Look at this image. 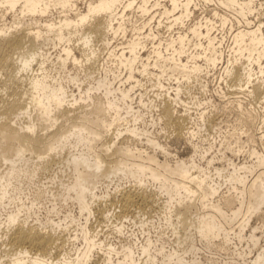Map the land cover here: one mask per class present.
<instances>
[{"label": "bare ground", "instance_id": "1", "mask_svg": "<svg viewBox=\"0 0 264 264\" xmlns=\"http://www.w3.org/2000/svg\"><path fill=\"white\" fill-rule=\"evenodd\" d=\"M199 7L209 13L190 23ZM263 17L264 0H0V264H204L196 241L223 249L216 239L227 243L232 231L258 250L246 264H264L252 223L256 216L264 222ZM218 31L229 34L225 50ZM219 66L221 109L205 81ZM197 86L206 97L186 101ZM148 87L157 99L137 96ZM215 111L231 116L224 129ZM170 132L187 152L167 147L162 137ZM216 146L219 154L208 156ZM228 152L246 154L245 162ZM53 164L64 174L48 182L59 190L37 186L30 199L25 180ZM114 179L135 187L114 197L120 210L109 215L100 207L108 195L96 190ZM47 191L52 211L73 200L85 221L33 219ZM159 194L174 245L150 237L114 243L92 231L97 211L109 221ZM22 196L29 206L17 202ZM148 222L140 220L143 228ZM114 226L124 233L122 221Z\"/></svg>", "mask_w": 264, "mask_h": 264}, {"label": "rangeland", "instance_id": "2", "mask_svg": "<svg viewBox=\"0 0 264 264\" xmlns=\"http://www.w3.org/2000/svg\"><path fill=\"white\" fill-rule=\"evenodd\" d=\"M201 8L199 7L198 9H196L195 10V14H194V16H193V18L190 20V23H193V21H197V19H199V17H201L202 15H203V17H205V15L207 14V13H209V11L208 12H205L203 9H201ZM203 17H201V19L203 18ZM263 19H264V17H263ZM214 33H215V31H214ZM221 32L220 31H218V32H216V36H218V37H220V36H222L223 34H224V36H226V39L224 40V42H223V46H222V49L223 50H225V49H227V43H229V34L227 35V34H225V32H222L221 34H220ZM219 34H220V36H219ZM165 35H167V34H165ZM227 51V50H226ZM51 52H53V49L51 50ZM56 53V51L54 50V52H53V54H55ZM219 70H220V66L218 67V69L217 70H214V71H212V72H209V74H208V76L206 75V80L205 81H207V83H208V89L210 90V92H208L207 93V96L209 95V94H213V99H215L216 100V102H217V104H219L220 106H219V108L220 107H224V105H223V102L222 101H225V100H223V99H221V97H219V95H217L216 94V92H215V90L218 88V80H216L217 79V75H218V72H219ZM224 86V85H223ZM226 88V87H225ZM142 91L143 93H146L145 94V99L147 98L148 100H149V98L150 99H155L156 97V94L157 93H155V92H157L156 90H154V89H151L150 87H148L147 89H144V88H137V90H136V94H137V96H138V93L140 92V91ZM138 91V92H137ZM155 91V92H154ZM6 97V96H5ZM204 98V97H206V95L203 93V91H201V89H198V86L196 87V88H194L192 91H191V93H184L183 94V98L186 100V101H191L192 99L191 98ZM209 97V96H208ZM3 99H5V98H1L0 97V103L2 102V100ZM157 99V98H156ZM221 109V108H220ZM0 111H1V105H0ZM219 112V113H218ZM217 113V114H216ZM216 114V115H215ZM0 116H3L2 114H0ZM213 116H214V119H213V121H216L215 123H217V124H221V126L223 127V129L225 128V125L224 124H226L225 122H226V120L227 119H230L231 118V116L229 115L228 116V114L226 115L225 113H222V112H220V111H215V113L213 114ZM217 116V117H216ZM215 118H216V120H215ZM150 119V118H149ZM222 119V120H221ZM223 120L225 121V122H223ZM218 121V122H217ZM157 128V129H156ZM156 128H154V129H152V130H156L155 132H163L164 133V131H162V129H161V127H156ZM168 135V134H167ZM175 134H173V132H170L169 133V137H168V139L164 136V134L162 135V136H164V137H162V140L163 141H166V144H167V147L171 150V151H173V152H175V151H178L179 150V152H187L188 150L186 149V145H182V144H184V140H178L177 139V137H175L174 136ZM175 137V138H174ZM210 139H211V141L213 142L214 141V139L210 136ZM183 142V143H182ZM198 142V141H197ZM165 143V142H164ZM182 143V144H181ZM218 144V143H217ZM216 144V145H217ZM200 145L202 146V148H204V147H207L208 146V143L207 142H202V143H200ZM207 145V146H206ZM218 146V145H217ZM215 147L214 149H213V151L211 152V153H209L208 154V156H212V155H214L215 153H217V154H219V152L217 151L218 150V147ZM183 147H185L184 149H183ZM181 148V149H180ZM161 155V154H160ZM227 155L230 157V158H232L236 163H242V162H245V160H246V154H238V155H235V154H233V153H231V152H228L227 153ZM184 156H186V155H184ZM245 159V160H244ZM3 165H2V167H1V170H4L5 168H6V164H4V163H2ZM216 165H218V166H222V163H220V162H216ZM57 167H59L58 165H55V164H53L52 165V167L50 168V169H48L47 171H43V170H41L39 173H38V175H36L37 177H35L34 179H36V180H32V181H29V180H25L26 182L27 181H29V183H27L26 184V182H25V184H24V188L26 189H24L25 190V192L27 193H29V198L30 199H32L33 198V196H35L36 195V191L38 190V189H40V190H42L43 189V187H44V189L46 188L45 186H49L48 185V183L50 182V177L52 178V176L54 175V177L57 175V176H59V175H63L64 173L61 171V169L60 168H58L57 169ZM54 168V169H53ZM52 169V172L51 171H49V170H51ZM57 170V171H56ZM50 173H49V172ZM53 171H54V173H53ZM61 171V172H60ZM55 172H57V174L55 173ZM53 173V174H52ZM52 174V175H51ZM56 174V175H55ZM49 175V176H48ZM61 175V176H62ZM48 176V177H47ZM47 178V179H46ZM48 178H49V180H48ZM33 181H35V183L33 182ZM39 181H41V182H39ZM49 181V182H48ZM110 182H107V183H105L104 185L102 184L101 186H99L100 188H98L97 190H96V192H97V194L99 195V196H107L108 195V197H106V199H103V201H102V205L101 204H99V206L100 207H102V209L105 211V210H107V211H110V212H108V214L109 215H112V210L113 209H115V210H113V211H119L120 209H119V206L116 204L117 203V200L118 199H116V198H118L120 195H121V192H124V189H125V191H127V190H129L131 187H135L134 186V183H132L133 181H129L130 183L128 184V180H126V179H122L121 181L119 180V179H114V180H109ZM33 182V183H32ZM46 182V183H45ZM38 183V184H37ZM57 183V182H56ZM33 184V185H32ZM40 184V185H39ZM44 184V185H43ZM51 186H50V188H48L49 190L50 189H52L53 187L52 186H54V188L52 189V190H54L55 189V186L58 184H51V183H49ZM31 185V186H30ZM36 185V186H35ZM110 185V186H109ZM132 185V186H131ZM34 186V187H33ZM37 186H39V188L37 187ZM59 185H57V187H58ZM131 186V187H130ZM29 187H31V188H29ZM224 188H225V186H223ZM34 188V189H33ZM38 188V189H37ZM42 188V189H41ZM29 189V190H28ZM43 189V190H44ZM46 190V189H45ZM57 190V189H56ZM56 190H54L55 192H56ZM59 190V189H58ZM57 190V191H58ZM121 190V191H120ZM132 191H134V190H132ZM221 191V190H220ZM226 192L225 191V189L224 190H222L221 191V193L223 194L224 192ZM48 192V191H47ZM106 193V194H105ZM118 197H117V196ZM220 195V194H219ZM160 196V197H159ZM159 196H156L155 197V201L154 202H152V203H149V205H152L151 207L148 205H145V204H140V203H142L141 201H137L136 203L138 204H135V206H133V207H131L130 208V210L131 211H129V210H126L125 212H124V214L122 215V214H120V213H118L117 215H118V217H117V215H116V217L115 216H112L111 217V219L108 221V220H106L105 218H102V216H101V214H100V211H97L96 212V214L94 215L95 217L93 218V216L91 217V221H90V226H91V228H92V231H94V233H99L98 235H99V237L100 238H103V239H106V240H110V241H112V242H114V243H118L119 242V240H124V239H127V240H134V241H136L138 244H141V242H145V239L146 238H148V237H150L151 239H153V240H155V239H157V238H161V239H164L166 242H167V244H168V246L169 245H174L175 244V240H176V236L174 235V230H173V228L172 227H170V226H168V225H166L165 224V222H164V220L162 219L163 218V216H164V213H163V209H162V207H163V202H165L166 200H167V198H166V196L165 195H160L159 194ZM114 197H116V198H114ZM157 197H159V198H157ZM51 198V199H50ZM113 198V199H112ZM157 198V199H156ZM165 198V199H164ZM30 199H27V197L25 198V196H22V199H20V200H22L21 202H19V201H17L18 203H24V204H26V205H30V203H31V201L32 200H30ZM53 198H52V195L50 194V192H48V193H46V195H44V196H42V197H40L39 199H37V201H36V205L34 206V208H33V210L32 211H34L33 212V214H31V217L33 216V219H40V221H43V222H46L47 220H52L53 222L55 221V222H59V221H61V220H64V218L65 217H63V216H70V217H74V216H77V217H75L77 220H80L81 222H84L85 221V216H82L81 215V213H80V210H79V207L78 206H76L77 204L73 201V200H71V201H69L68 203H66V202H63L62 204L63 205H61V204H59V202H56L57 204H56V210L57 209H59V210H57V211H52V208H53V202L51 201ZM108 199V200H107ZM158 199H159V202L157 203V201H158ZM162 199H164L163 201H162ZM116 200V201H115ZM161 200V201H160ZM114 201V202H113ZM72 202V203H71ZM114 204H113V203ZM66 203V204H65ZM73 203H74V205H73ZM60 206H59V205ZM65 204V205H64ZM113 205H116V206H113ZM142 205H144V206H142ZM158 205V206H157ZM160 205L162 206V207H160ZM14 206L15 205H11L10 207L11 208H8V209H13L14 208ZM62 206V208H60ZM99 206H96V208L98 207L99 209H101ZM145 206L148 208H145ZM58 207V208H57ZM114 207V208H113ZM116 207V208H115ZM140 208V210H141V208H142V210L143 209H145V211L144 212H146L147 210V212L144 214V213H141L140 212V210L138 209V208ZM158 207V208H157ZM153 210V211H150L151 209ZM154 208V209H153ZM7 209V210H8ZM50 209V210H49ZM162 209V210H161ZM49 210V211H48ZM51 211V212H50ZM128 211V212H127ZM139 211V216H138V214H137V212ZM149 211L151 212V213H149ZM160 211V212H159ZM4 212V213H3ZM99 212V213H98ZM127 212V213H126ZM49 213H51L50 214V216H49ZM70 214V215H69ZM79 214V215H78ZM99 214V215H98ZM119 214L121 215V217L119 216ZM142 214H144L143 216H141ZM150 216H149V215ZM23 216H22V218H24L25 217V214L23 213L22 214ZM73 215V216H72ZM128 215V216H127ZM146 215V216H145ZM163 215V216H162ZM47 216H49V218L47 217ZM82 216V217H81ZM123 216V217H122ZM6 217V210L5 209H3V208H0V219L1 220H3L4 218ZM29 218L30 220H32V218ZM38 217V218H37ZM51 217V218H50ZM80 217V218H79ZM133 217H135V218H133ZM141 217V218H140ZM48 218V219H47ZM116 220H115V219ZM119 218V219H118ZM121 218V219H120ZM137 218H139V221H138V219ZM149 218V219H148ZM151 218V219H150ZM160 218V219H159ZM256 218H258L257 216L256 217H254L253 218V220H252V223H253V225L254 226H257L258 227V229H257V232H256V234H257V236L259 235V237L261 236V241L259 242V244H258V246H256L258 249H259V245L261 244V245H264V231H263V229H264V222H261L260 221V219H256ZM113 219V220H112ZM145 220V221H149L148 223H147V225L143 228L142 226H141V224H140V220ZM255 219L257 220V221H255ZM0 220V221H1ZM124 223V226H125V229H124V233L123 234H118L117 232H116V229H115V224H117V223H119V222H121V221ZM134 220H137V221H135V222H133ZM112 221V222H111ZM117 221V222H116ZM150 221H152V222H150ZM163 221V222H162ZM109 222V223H108ZM115 222V223H114ZM113 223V224H112ZM160 223V224H159ZM259 223H260V226H261V224H262V226L261 227H263V229L261 230V228H260V226H259ZM135 224V225H134ZM140 224V225H139ZM258 224V225H257ZM113 225V226H112ZM148 226H150V227H148ZM162 226H163V228H162ZM233 226H234V230L237 232L238 231V223H235V224H233ZM148 227V228H147ZM167 227H168V229H167ZM72 228V227H71ZM140 228V229H139ZM149 230L148 232H147V229ZM182 229H183V231L185 232L184 234L185 235H183V231H182ZM72 230H74V227H73V229ZM115 231V232H114ZM133 232V233H132ZM149 233H151V234H149ZM180 235L182 236V237H185V236H189V234H190V231H185L184 230V228L183 227H181L180 228ZM250 234V229L249 228H247L246 229V231H245V234H247L246 236H248L249 234ZM117 234V235H116ZM160 234V235H159ZM118 235H119V237H118ZM121 235V236H120ZM132 237H131V236ZM135 235V236H134ZM137 235V236H136ZM140 235V236H139ZM145 235H146V237H145ZM124 236V237H123ZM159 236V237H158ZM174 236V237H173ZM127 237V238H126ZM138 237V238H137ZM140 237V238H139ZM144 237V238H143ZM163 237V238H162ZM235 237V235H234V232L232 231L231 232V240L229 241V242H227V243H224L223 241L222 242H220L222 239L221 238H218V239H216V243L218 244H223L225 247L222 249L221 247L219 248V247H212L211 249H206V247H205V243L203 242V243H201V242H198L199 240H197L196 241V244H197V247L199 248V251H197V258H199L198 260H200L202 263H204V264H246V262L245 261H247V262H251L252 261V259H253V257L256 255V252H258V250L255 248V247H253V245H252V243L251 242H247V240H245V241H243L242 242V244L237 240V239H235L234 238ZM123 238V239H122ZM174 238V239H173ZM119 239V240H118ZM234 239V240H233ZM263 239V240H262ZM117 240H118V242H117ZM143 240V241H142ZM218 240H219V242H218ZM236 241H238V242H236V244H235V242ZM170 242V243H169ZM245 242V243H244ZM229 243V244H228ZM240 243V244H239ZM239 244V245H238ZM248 244V245H247ZM227 245H228V248H226L227 247ZM247 246H249L248 248H247ZM240 248V249H238V248ZM242 247V248H241ZM250 248V249H249ZM252 248H253V250H252ZM225 249V250H224ZM228 249V250H227ZM242 249V250H241ZM245 249H246V252H245ZM239 251H243L245 254H246V256H245V259H240V257L239 256H237L236 254L239 252ZM249 251V252H248ZM256 251V252H255ZM191 255H193V254H187V259L188 260H192V258L194 257V256H191ZM249 256H250V258H249ZM252 256V257H251ZM246 259H248V260H246ZM245 260V261H244ZM243 261V262H242Z\"/></svg>", "mask_w": 264, "mask_h": 264}]
</instances>
